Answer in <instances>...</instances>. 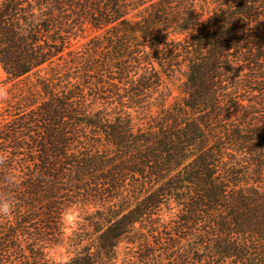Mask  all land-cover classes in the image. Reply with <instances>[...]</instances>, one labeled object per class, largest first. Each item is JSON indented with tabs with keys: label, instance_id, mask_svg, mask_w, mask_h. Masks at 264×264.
Segmentation results:
<instances>
[{
	"label": "trees",
	"instance_id": "16d2710c",
	"mask_svg": "<svg viewBox=\"0 0 264 264\" xmlns=\"http://www.w3.org/2000/svg\"><path fill=\"white\" fill-rule=\"evenodd\" d=\"M0 64V264H264V0H0Z\"/></svg>",
	"mask_w": 264,
	"mask_h": 264
},
{
	"label": "rangeland",
	"instance_id": "374dc122",
	"mask_svg": "<svg viewBox=\"0 0 264 264\" xmlns=\"http://www.w3.org/2000/svg\"><path fill=\"white\" fill-rule=\"evenodd\" d=\"M95 33H96L95 31L88 29V31L85 33V37H79L77 41L75 42L81 43L84 40H86V37H89L90 35H94ZM32 78L33 77L31 76L29 77L27 81H24V82H28L29 80H32ZM184 79H185V68H182L180 72H178L171 79L166 81V87H168L169 89L173 91V95H178ZM19 84H21V82L13 83L7 80L6 73L4 72L0 64V107L3 106V99L6 96L10 95L12 89L14 90V88L18 86ZM80 216H82V214L80 213L79 210L70 211L66 215V230L65 231L67 235L71 234L73 229L80 226L77 223V221H80V218H79ZM73 252L74 250L72 246H70L69 244H65V246L53 247L50 250V255L55 261H65V260H68L70 256H72Z\"/></svg>",
	"mask_w": 264,
	"mask_h": 264
},
{
	"label": "clouds",
	"instance_id": "9594fccd",
	"mask_svg": "<svg viewBox=\"0 0 264 264\" xmlns=\"http://www.w3.org/2000/svg\"><path fill=\"white\" fill-rule=\"evenodd\" d=\"M11 208V204L8 201H0V213L7 215Z\"/></svg>",
	"mask_w": 264,
	"mask_h": 264
}]
</instances>
